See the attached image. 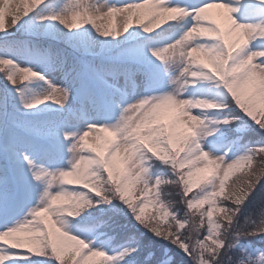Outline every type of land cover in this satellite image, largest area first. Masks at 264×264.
Here are the masks:
<instances>
[{
  "label": "snow or ice",
  "instance_id": "1",
  "mask_svg": "<svg viewBox=\"0 0 264 264\" xmlns=\"http://www.w3.org/2000/svg\"><path fill=\"white\" fill-rule=\"evenodd\" d=\"M0 264H264V0H0Z\"/></svg>",
  "mask_w": 264,
  "mask_h": 264
},
{
  "label": "trees",
  "instance_id": "2",
  "mask_svg": "<svg viewBox=\"0 0 264 264\" xmlns=\"http://www.w3.org/2000/svg\"><path fill=\"white\" fill-rule=\"evenodd\" d=\"M2 84H3V77L2 75H0V86H2Z\"/></svg>",
  "mask_w": 264,
  "mask_h": 264
}]
</instances>
